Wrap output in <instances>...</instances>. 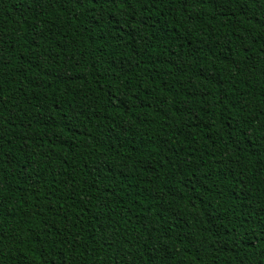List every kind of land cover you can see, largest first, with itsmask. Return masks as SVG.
I'll use <instances>...</instances> for the list:
<instances>
[{"label":"trees","instance_id":"trees-1","mask_svg":"<svg viewBox=\"0 0 264 264\" xmlns=\"http://www.w3.org/2000/svg\"><path fill=\"white\" fill-rule=\"evenodd\" d=\"M0 264H264V0H0Z\"/></svg>","mask_w":264,"mask_h":264}]
</instances>
